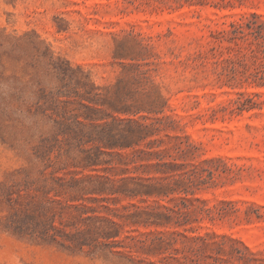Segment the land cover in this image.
I'll list each match as a JSON object with an SVG mask.
<instances>
[{"label":"rangeland","instance_id":"374dc122","mask_svg":"<svg viewBox=\"0 0 264 264\" xmlns=\"http://www.w3.org/2000/svg\"><path fill=\"white\" fill-rule=\"evenodd\" d=\"M261 77L264 0H0V189L42 168L36 152L51 149L59 176L135 178L165 192L76 202L97 211L85 217L123 223L107 207L150 221L125 224L96 251L0 232V264H264ZM41 89L89 116L80 121L93 137L105 127L117 135L130 120L149 136L132 148L118 136L113 148L56 141L53 120L34 114ZM118 94L131 112L103 105ZM98 150L103 164H88ZM159 161L170 168L153 167ZM8 214L0 203V219ZM128 234L164 241L149 252L129 248Z\"/></svg>","mask_w":264,"mask_h":264},{"label":"trees","instance_id":"16d2710c","mask_svg":"<svg viewBox=\"0 0 264 264\" xmlns=\"http://www.w3.org/2000/svg\"><path fill=\"white\" fill-rule=\"evenodd\" d=\"M40 100H43L44 104H40V101L37 102L34 114H42L53 120L56 141L61 135L74 137L79 141H83L87 137L88 142H100L113 148L117 145H112L111 142L115 141L118 136V140L124 139L130 142L127 145L118 146L132 148L149 136L148 126H142L130 120L127 123L130 126L120 130L117 135L113 133L112 128L105 127L97 133V137H93V131H86L87 126L80 121V117L84 116L86 120L92 119L89 116L75 113L76 109L68 110L71 103L59 101L52 94L47 95L46 91L42 89L40 90ZM129 100L130 97L118 94L113 102L104 100L103 105L107 104L120 113H129L134 107V105L126 104ZM30 112H32L31 108ZM51 152V149L44 152L37 151V159L44 162L43 167L23 169L20 172L21 177L18 182L12 180L10 185L0 189V203L9 210V214L0 219V232L9 233L20 239L59 245L76 251H83L85 247L96 251L99 248L101 238L117 239L120 237L121 229L125 224L147 225L150 223L149 219L139 220L143 213L119 214L120 211L109 210L107 207V211L118 216L123 223L101 219L98 216L85 217L89 211L92 213L97 211L76 202H85V196L91 193L121 194L127 197L162 195L165 193L163 184L143 182L135 178L131 181L123 180L119 184L99 177L78 179L72 176L68 179L65 176H59V172L63 168L58 166L59 157H56V160L51 159ZM142 153V151L136 152L133 158L140 157ZM101 154V151L98 150V154L95 155L96 158L89 155L87 157L88 164L95 166L103 164L98 161ZM150 155L159 158L160 161L165 157L163 153H151ZM160 161L153 167L161 170V172L170 168L168 163H161ZM124 210L129 211L128 208H124ZM147 215L149 216V214ZM151 224L160 223L153 221ZM125 240H127L129 248L149 250V252L152 251V246L164 241L162 236L151 237L148 234H142L138 237L128 234Z\"/></svg>","mask_w":264,"mask_h":264}]
</instances>
